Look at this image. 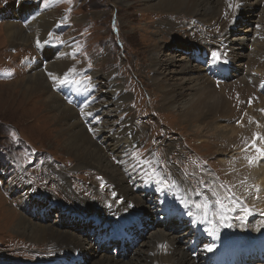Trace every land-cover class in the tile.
<instances>
[{"label": "rangeland", "instance_id": "rangeland-1", "mask_svg": "<svg viewBox=\"0 0 264 264\" xmlns=\"http://www.w3.org/2000/svg\"><path fill=\"white\" fill-rule=\"evenodd\" d=\"M3 1L5 2L1 4ZM120 1L0 0V63H2L0 69V151L4 148L11 150L13 146L27 145L35 151H48L52 156L43 154L41 157L40 176L36 172L33 177V174L25 171L31 179L33 177L35 183L41 184L42 193H40L39 201L36 204L29 199L30 196H20V188L14 185L7 186V178L0 169V181L4 182L3 187H5L4 191L7 196H4L0 188V194H3L0 197V264H32L33 261L42 262L45 258L50 257L53 260L56 249L47 242H35L10 231L17 214L22 213L31 218L32 214L25 207L20 206L23 201L32 208L38 206V211L34 212V217L31 220L49 222L57 228H74L75 234L86 237L89 232L93 233L91 222H88L84 227L77 228L75 223L71 224L72 221L66 212L77 213L80 211L81 207H77L76 201H87L91 204L89 207L95 205L102 208L104 203L97 200H106L111 195V190L116 189L111 174H105L100 169H88L85 165L79 166V161L74 160L66 153L61 140L55 138L57 137L58 122L52 119V115H55L56 111L47 109L43 103L37 100L38 97L29 103L23 99L22 87L19 83L35 73H41L46 78L50 91L58 95L66 105L73 109L75 105L69 98H72V94H81L83 91L72 83L79 82L81 87L89 85L91 94L87 98L86 109L77 111L75 108L74 111L77 114V119H80L79 122L93 140L96 141V136L99 134L100 136L111 134L110 132H119L124 128V132L134 134L135 139L131 142L132 144H128L130 150L128 153L111 154L107 152L109 162L117 169L118 174L114 176L115 179L118 178L116 183L121 182V187L127 184L131 188L133 195L128 194V196H137L138 198L141 196L140 198H143L145 202L146 196H150L152 202L157 199L155 192L145 195L144 181L140 171L134 172L128 169L134 163L132 160L134 155L144 154L145 156L140 160H148L147 164L152 171L150 173L147 170L148 173L153 174L155 179L162 181L165 186H170L173 180L184 181L196 204L197 198L201 200L200 196H203L204 201L214 195H224L236 199L233 206L224 203L225 214L221 215V218H229L231 221H227L225 224L221 223L223 235L229 236L231 233H235V235L243 236L254 233L256 227L264 223V210H260L259 205L264 202V193H261L256 182H251L255 178L249 171L250 168L252 171L258 170L259 168L254 167H258L261 162H264V151H260L264 150V106L258 103L249 107L244 106L235 111L231 108L235 101L231 103V99H229L230 104L227 103V109L230 112L227 115L211 116V120L207 122L183 123L178 113L168 110L160 104L159 94L155 91L151 80L154 71L148 65L150 61L148 54L155 44L162 48L161 51L167 50L164 46L173 45L166 53L169 56L182 55L183 52L179 48L183 43L187 40H198L197 34L194 32H200V30L196 31L197 28L191 27L192 24L189 23L191 20L196 23V18L193 19L185 14H176L172 17L165 14L161 17L148 10L141 11L140 0H126L125 4ZM230 7L232 6L227 3L224 10L221 11L220 15L224 20H227L228 14L231 12L232 8ZM239 10L241 11L242 7ZM236 17V15L233 17L235 21ZM42 20L48 21V25H43ZM7 23L24 29L28 38L30 37L29 42L12 47L7 42L2 28ZM211 23L213 25L212 27L208 26V29L213 30L212 32L198 35L202 38H200L201 41L207 36L212 38V43L217 44L222 33H217L214 30L219 28L222 23L218 24L216 20H211L201 24L210 25ZM237 23L241 30H248L252 27L256 28L257 20L255 17V23L252 19L251 22ZM166 24H172L171 29L167 28ZM206 28L204 27L202 30ZM156 29L165 33H158L160 36L156 35L154 33ZM257 30H260V35H262L263 24H260V29ZM242 33L244 32H239V34ZM263 40L264 36H259L257 43L264 42ZM178 42L181 46H177ZM49 44L57 50L46 51L44 46ZM244 45V49L241 50L243 56L240 57L241 60L238 59L237 63L246 62L247 60L242 61V58L248 59L249 56L246 54L254 56L256 53L253 51L257 48L249 43ZM231 48L237 49L235 45ZM221 49V53L226 52L223 48ZM22 52L28 55L22 57L23 61H19L21 72L16 60ZM262 56H264V51ZM256 58L260 59L261 57L257 56ZM262 59L263 57L260 61ZM226 60L229 59L226 58ZM60 61L66 64L65 69L68 68L65 74L52 68L53 62ZM189 62L191 66L195 64L191 57ZM205 64V62L202 63V65ZM256 68L252 66L251 69L253 72L251 76L254 79L251 81L252 83L260 77ZM242 69L248 70L247 64L243 65ZM61 80L64 84H61ZM13 83H15L13 86L19 90H14ZM113 84L117 85L118 90L108 96L106 92L113 90L111 87ZM261 84L264 85V83ZM211 85L217 93H221V90H216L214 79L211 80ZM240 86L243 85L240 84ZM251 90L252 88L245 87L241 92L248 93ZM237 93L238 91L235 89L233 96L236 95L235 100L239 102L242 97ZM256 93L259 94L258 90ZM262 93L264 95V89ZM125 94L128 97L124 99ZM118 98H120L125 112L115 111L111 107L109 113L107 111L109 101H115ZM101 102H104L106 106L101 105ZM91 109H93V114L90 116L88 112ZM231 114L240 118L231 121L232 117H227ZM111 115H116V118ZM225 117L226 119H224ZM222 120L226 121L221 122ZM123 123H125L124 126H122ZM253 126L256 127V142L260 143V149L256 150L255 155L248 160L243 156L242 151L245 149L244 142L255 133ZM10 128H13L19 137L25 138L29 142L21 143L12 134ZM246 130H250L252 134L245 135ZM236 139H240V141L237 142ZM104 142L111 143L107 140ZM143 146H145V150H142ZM138 148L141 151L132 155ZM22 163L24 166L29 165L26 167L29 169L36 162L24 161ZM15 170L16 164L13 162L9 173ZM19 175H21V170ZM40 178L43 179V183L40 182ZM187 178L190 182L198 180L202 184L190 183ZM218 182L223 186V191L220 190ZM233 187H236L237 193L233 191ZM24 188L31 189V185L26 184ZM49 202L53 204L50 205ZM57 205L65 207L64 211H58ZM204 206L207 207V205ZM9 207L16 213H10L11 215L6 213ZM235 210L240 212L235 213ZM242 210L247 212L243 213ZM161 222L163 219L143 226L154 225L153 229L147 231L151 232L160 226ZM171 226L176 228H174V234H178L180 243L183 242L185 245L192 235L190 231L187 232L188 225L172 224ZM147 235L149 236V233ZM205 237L207 239V236ZM120 240L121 238L114 237L109 241L102 242L101 249L97 251L112 258L121 257L125 253L124 246L127 245V241L121 242ZM141 240L139 238L132 249ZM9 245L13 247H7ZM34 248L35 250H33ZM82 254H78L71 264H86ZM97 254L91 255V260H94ZM261 256H264V251H255L251 264H264V259ZM248 257V255L245 256V258ZM258 259L260 260L258 261ZM157 260L160 261L159 258ZM236 260L234 257L235 264Z\"/></svg>", "mask_w": 264, "mask_h": 264}, {"label": "bare ground", "instance_id": "bare-ground-1", "mask_svg": "<svg viewBox=\"0 0 264 264\" xmlns=\"http://www.w3.org/2000/svg\"><path fill=\"white\" fill-rule=\"evenodd\" d=\"M121 1L123 4L127 3L126 0ZM140 2L139 4L142 6L141 11L148 10L150 13H155V15H160L161 17L165 14L170 17L176 14H185L193 17V19L196 18V23L191 22L192 20L188 22L192 24L190 25L191 27L197 28L196 31L200 30V32H194V34H197L198 40H187L182 46L178 42L177 46H181L179 49L183 52L182 55L174 54L169 56L166 53L173 45L164 46L167 48L165 51H161L162 48L157 47L158 45L154 44L152 46L153 48L148 54V59L150 57L148 65L154 71L151 80L155 86V91L159 94L162 106L178 113L180 120L187 124L207 122L211 120V116L227 115L230 112L227 109L228 104H230L229 99H231V103L235 101L231 107L235 111L244 106L249 107L258 103L264 106V95L260 96L256 93V90L264 89V85L261 84L264 83V56H262L264 44L258 45L264 42L257 43L258 37L264 36V30L262 35H260V30H257L260 29V24H263L264 27V0H140ZM227 3L232 6L230 7L232 9L228 14L227 20H224L220 14ZM240 7H242L241 11L239 10ZM235 15L237 16V22H251L252 19L255 23L256 17L257 25L255 27L257 29L252 27L248 30H241L237 22L234 25L235 21H233V17ZM211 20H216L218 24L222 23L220 27L218 26L219 28L214 30L217 33H222L219 37L220 44L219 42L217 44L212 43V38L207 36L201 41L202 38L198 35L200 33L208 34L213 31L209 30L208 26L212 27L214 22L210 25L201 24L202 22ZM47 22L46 20H42L43 25H48ZM166 26L171 29L172 24H166ZM204 27L207 28L202 30ZM2 28L7 42L12 47L29 42L30 37L28 38L24 29L10 23L4 24ZM239 32L244 33L239 34ZM154 33L157 35L158 33L165 32L161 30L157 31L156 29ZM245 43H249L254 48H257L253 51L256 53L254 56L246 54L249 56L248 59L242 58V61H247L237 63L238 59L243 56L241 50L244 49ZM229 44L231 45L229 46ZM234 45L237 49L232 48L228 51L230 52L228 55V52L221 53V48L224 50ZM44 47L48 52L57 50L50 44ZM175 49L177 48L175 47ZM213 53H216L219 59H215L212 55ZM257 56L258 58L263 57V59L260 61L261 58L257 59ZM190 57L195 63L193 66L189 65ZM226 58L229 60H226ZM61 62L63 61L53 62L54 66L52 68H56L61 74H65L68 68L65 69L66 64ZM203 62L206 64L202 65ZM245 64H247L248 70L242 69ZM252 66L257 67L256 70L260 74L259 79L254 81V83L251 82L254 80L251 76L253 73L251 70ZM212 79L216 81V90H221V93H217L214 90L215 88L212 87ZM19 84L22 87V96L26 103L36 100L38 97L37 100L43 103L47 109L57 112L55 115H52V119L58 122V129H56L58 130L56 132L57 137L55 138L56 140L57 138L61 140L66 153L74 160L79 161V166L85 165L88 169H100L105 174H111L112 182L116 188L111 190V195L106 200H97L104 203V207L102 208L95 205L89 207L91 204L87 203V201H76L77 207H81L80 211L77 213L66 212L72 221L71 224L75 223L77 228L84 227L88 222L92 223L91 230L93 233L89 232L86 237L75 234L74 228H57L53 224H49V222L31 220L34 217L33 215L29 218L22 213L17 214L18 216L10 229L13 234L25 236L35 242L45 241L56 249L54 257L52 256L53 260L50 259L51 257L45 258L42 262H37L36 264H71L80 253H83L82 257L85 259L86 264H203L200 257H203L205 262L210 259L209 255H200L197 252V246L202 242L205 243L207 252L213 255V259L210 260L213 264L226 263L225 257L227 253H230L232 257L240 255L241 257L237 259L238 264H241L244 261L243 257L248 255L249 257L246 259L245 264H251L253 253L255 251H264L263 222V224L258 226L259 237H255L251 233L241 237L235 235V233H231L229 236L223 235L221 217H214L209 207L201 206L197 208V204L194 202L193 197L190 196L184 181L173 180L170 186H165L162 181L156 180L153 174L148 173L144 165L133 163L128 169L141 171L144 181L143 188L146 191L145 195L155 192L157 199L155 202H152L153 200L150 199V196H146V202L143 203L144 199L140 198L141 196L139 197L140 199L137 196H128V194L133 195L131 188L127 184L121 187V182L118 183L119 185L116 183L118 178L115 179L114 176L118 174L117 169L109 162L107 152L111 154H115L116 152L119 154L128 153L130 151L128 144H132L131 142L135 139V136L131 132H124L125 128L123 130L119 129V132L114 131L110 132L111 134L97 135L96 139L99 140L98 145L97 140H93L88 135L74 111L75 108L77 111L86 109V104H88L87 98L91 94L88 84L81 87L79 82L72 83L79 86L83 91L81 94H72V98L68 97L75 105L74 109L66 105L58 95L50 91V86L41 73L29 75ZM61 84H64L62 80ZM240 84L243 86H240ZM237 85L239 86L238 88ZM13 87L14 90L18 89L16 86ZM87 87L88 90H86ZM111 87L113 90L106 92L108 96L110 93H114L115 90L117 92L118 90L115 84L111 85ZM245 87L252 88L251 92H241ZM235 89L242 97L239 102L235 100L236 95L233 96ZM127 97V94L123 96L124 99ZM119 99L109 101L108 112L111 107L115 111L125 112ZM101 105L106 106L104 102H101ZM92 110L88 112L90 116L93 114ZM234 115L231 114L227 117H232L231 121L240 118L234 117ZM111 116H115L116 118V115ZM224 121L226 120H222L221 122ZM112 125L114 126L115 123ZM124 125L125 123L122 124V126ZM253 128L255 129V133L244 142L245 149L242 151L243 156L248 158V160L255 155L257 149H260V144L256 142V127L253 126ZM250 134H252L251 131L246 130L245 135ZM104 140L111 143L107 144ZM236 141L239 142L240 139H236ZM254 168L259 169L252 171L250 168L249 171L255 178L251 182H256V186L259 185L261 193H264V162H261L258 167ZM187 180L189 181L188 178ZM190 183L196 185L202 184L198 180ZM233 191L237 193L236 187H233ZM1 195L3 196V194H0V197ZM29 199L35 202V204L39 201L38 196L34 194ZM127 199L132 201H128ZM49 204L52 205L53 203L49 202ZM259 205L261 207L260 210H264V202L259 203ZM6 213L13 214L16 212L9 207ZM73 219H77V221ZM160 219H163L162 224L160 226L157 225L158 227L153 231L147 232L148 229H153L154 225H143L156 222ZM184 221L195 232L187 245H184L183 242L180 243L179 235L174 234L176 228L174 227V229L171 226L172 224L175 225ZM148 233L149 236L147 235ZM205 235H207V240L203 239ZM114 237L121 238V242L127 241V245L124 246L125 253L121 257L112 258L97 251L101 249L102 242L109 241ZM139 238L142 239L141 242L132 249ZM241 248L246 249L242 255L239 253V249ZM96 253H98L97 256L94 260H91V255H95ZM158 258L160 261L157 260ZM261 258L264 259V256H261Z\"/></svg>", "mask_w": 264, "mask_h": 264}, {"label": "snow or ice", "instance_id": "snow-or-ice-1", "mask_svg": "<svg viewBox=\"0 0 264 264\" xmlns=\"http://www.w3.org/2000/svg\"><path fill=\"white\" fill-rule=\"evenodd\" d=\"M212 55H213V57H214L215 59H219V56H218L216 53H213ZM260 151H264V150H260ZM196 207H197V208H200L201 205L197 204Z\"/></svg>", "mask_w": 264, "mask_h": 264}]
</instances>
